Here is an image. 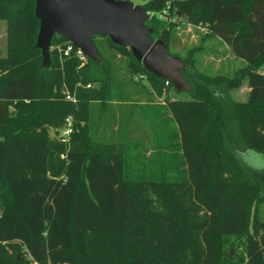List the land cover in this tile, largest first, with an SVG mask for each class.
Instances as JSON below:
<instances>
[{"label":"trees","instance_id":"1","mask_svg":"<svg viewBox=\"0 0 264 264\" xmlns=\"http://www.w3.org/2000/svg\"><path fill=\"white\" fill-rule=\"evenodd\" d=\"M34 3L0 0V264H264V171L234 152L264 153V0L142 3L151 36L186 64L190 98H171L166 90L177 89L170 80L107 35L92 36L101 60L82 63L76 46L63 53L67 39L55 33L43 66ZM177 17L205 25L203 36H218L244 65L233 76L208 75L193 55L202 44L171 52ZM244 79L245 100L210 87L227 91ZM154 95H162L176 125L183 176L126 174L125 144L147 138L149 129L131 101ZM67 115L73 130L64 142L48 129ZM232 235H243L241 256L225 253Z\"/></svg>","mask_w":264,"mask_h":264},{"label":"rangeland","instance_id":"2","mask_svg":"<svg viewBox=\"0 0 264 264\" xmlns=\"http://www.w3.org/2000/svg\"><path fill=\"white\" fill-rule=\"evenodd\" d=\"M131 1L134 4H142L145 0ZM166 16L164 12L156 13V17L160 20L165 19ZM186 24L187 23L182 17L176 18V24L171 29L169 45V50L171 52H178L180 55H184L191 46L202 44L203 46L194 51L193 55L195 57L196 67L204 74L208 75L222 73L233 76L236 69L244 65V60L234 56L228 45L218 36L212 35L204 37L205 31L203 25L191 26V28L186 29ZM5 27V21L0 19V53H3L5 49ZM260 69L263 68L261 67ZM123 73L125 72L122 70L120 74L122 75ZM134 78L139 83L149 87V83L143 75L135 73ZM210 87L220 94L225 92L230 98L236 100H245L249 90L245 79L238 87L228 88L227 91L218 84H210ZM166 94L171 96V98L191 97L187 90H175L173 87L168 88ZM162 95H154L151 101L145 99L144 96H141L140 99L135 97L138 99L131 101L138 104L142 115H144L148 121L149 129L147 138L143 136L139 137L138 134L140 135V131L137 133L135 131L138 140L125 144V171L129 177L154 178L165 176L167 178H176L184 174L186 166L185 158L182 155L176 125ZM113 102H115V100ZM12 109L13 107H11V110ZM60 126L61 127L57 129L49 128V134L57 137L63 125ZM248 149L250 148L234 149L238 159L245 165L247 164L244 162V156ZM252 160H254V158H252ZM262 208L264 215V204ZM242 238L243 235L226 237L224 248L228 256L230 250H232L230 256L238 257L243 255Z\"/></svg>","mask_w":264,"mask_h":264},{"label":"water","instance_id":"3","mask_svg":"<svg viewBox=\"0 0 264 264\" xmlns=\"http://www.w3.org/2000/svg\"><path fill=\"white\" fill-rule=\"evenodd\" d=\"M39 19L35 45L41 49V64L50 62L53 34H61L88 57L101 60L93 41L94 34L107 35L112 42L126 45L135 58L154 75L170 80L177 90H190L182 69L186 64L168 51L162 38H153L146 26L148 11L131 0H35ZM232 250L229 251V256Z\"/></svg>","mask_w":264,"mask_h":264},{"label":"built area","instance_id":"4","mask_svg":"<svg viewBox=\"0 0 264 264\" xmlns=\"http://www.w3.org/2000/svg\"><path fill=\"white\" fill-rule=\"evenodd\" d=\"M73 43H71L69 40H67V43L65 45L63 49V53L64 54H69L70 50L73 48ZM76 54L80 57V59L82 60V63L86 60L87 55L79 48L76 47ZM264 72V68L261 69ZM168 79H166L165 83H168ZM87 86H90L91 83H87ZM65 95L67 98H70L72 100H75V97L73 95L70 94V92L68 90H65ZM72 116L71 115H67L65 117L64 120V125L63 127L59 130V138L64 141V142H68L69 138H70V133L73 130L72 127ZM58 264H69L68 262H62V263H58Z\"/></svg>","mask_w":264,"mask_h":264},{"label":"clouds","instance_id":"5","mask_svg":"<svg viewBox=\"0 0 264 264\" xmlns=\"http://www.w3.org/2000/svg\"><path fill=\"white\" fill-rule=\"evenodd\" d=\"M244 162L256 171H264V153L262 152L255 149H248L244 156Z\"/></svg>","mask_w":264,"mask_h":264},{"label":"crops","instance_id":"6","mask_svg":"<svg viewBox=\"0 0 264 264\" xmlns=\"http://www.w3.org/2000/svg\"><path fill=\"white\" fill-rule=\"evenodd\" d=\"M187 24V27H186V29H188V28H191V26H199V25H192V24H190V23H188V22H186ZM203 28H204V31H206V26L205 25H203Z\"/></svg>","mask_w":264,"mask_h":264}]
</instances>
